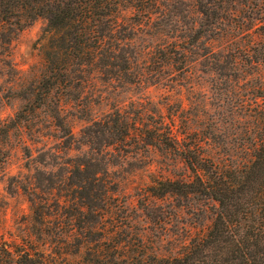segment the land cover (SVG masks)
<instances>
[{
  "label": "trees",
  "instance_id": "obj_1",
  "mask_svg": "<svg viewBox=\"0 0 264 264\" xmlns=\"http://www.w3.org/2000/svg\"><path fill=\"white\" fill-rule=\"evenodd\" d=\"M219 1L216 14L203 7L196 9L202 17L199 27L188 35L187 53L206 36V30H200L203 26L218 20L228 25L229 18L242 14V10L222 8L241 1ZM263 1L255 4L258 9L264 10ZM157 2L0 0V62L6 73L11 69L13 37L35 19L45 21L38 38L42 71L22 95L27 101L23 108L9 122L0 119V142L4 143L13 128H28V114L51 104L54 125L69 134L60 116L61 99L73 96L91 68L107 78H125V40L131 38L121 13L131 10L148 23L157 12ZM256 19L264 25V13ZM257 45L259 49L252 53L244 49L247 56L239 59L231 49L214 51L212 43L195 53L221 80L224 99L203 116H187L184 135L168 123L137 127L139 113L120 108L82 131L81 143L97 152L100 147L124 148L132 139L141 148L173 153L187 175L152 180L132 210H141L155 223L163 222L158 201L175 198L170 214L174 217L178 209L197 200L210 213L202 233L187 235L186 231L179 242L173 238L177 248L173 254L159 253L133 222L127 206L109 202L108 191L99 180V173L107 172L104 163L85 155L72 161V177L54 180L49 176L45 183L38 179L33 187L20 183L18 188L28 196L31 219L24 235L0 241V264H264V39ZM180 56L188 76L197 59L187 55L186 60L184 53ZM192 124L197 128H191ZM233 127L236 130L231 133ZM0 152L5 154L1 148Z\"/></svg>",
  "mask_w": 264,
  "mask_h": 264
},
{
  "label": "rangeland",
  "instance_id": "obj_2",
  "mask_svg": "<svg viewBox=\"0 0 264 264\" xmlns=\"http://www.w3.org/2000/svg\"><path fill=\"white\" fill-rule=\"evenodd\" d=\"M239 1L241 3L228 2L222 8L242 10V14L229 18L228 25L218 20V25L214 22L203 26L200 30H206V36L199 38L198 47L188 53V35L199 27L202 17L196 14V9L203 7L216 14L220 11L219 0H210L209 4L207 0H158L157 12L148 23L131 10L122 11L121 19L128 26L131 38L125 40V78H107L96 69H89L73 96L61 99L60 116L69 134L54 125L49 112L51 104L35 114H28V128H13L4 143L0 142V148L5 151V154L0 152V241L17 239L29 226L30 203L28 196L18 188L20 183L33 187L38 179L45 183L44 179L49 176L54 180L72 177V161L85 155L97 157L104 163L107 172L99 173V180L108 191L109 202L127 206L133 222L143 229L142 233L159 253L176 251L174 237L179 242L186 231L189 235L205 230L210 213L197 200L178 209L174 217L170 214L176 199L168 197L158 201L163 208V222L155 223L141 210H132L137 206L139 193L152 180H175L183 173L187 175L184 164L173 153L153 147L141 148L132 139L124 148L100 147L101 151L97 152L98 149L92 150L81 143L82 131L92 121L120 108L139 113L141 120L137 121V127L142 123H168L174 131L184 135L187 116H203L224 99L221 80L202 64L203 57L195 53L212 43L214 51L231 49L239 59L247 56L244 49L252 53L264 39V25L256 19L264 13L255 5L261 0ZM44 25L45 21L37 18L16 33L10 44L8 73L0 62L1 120L11 121L23 108L27 101L22 95L35 84L42 71L38 38ZM171 51L176 53L170 54ZM181 53L186 54V60L187 55L197 59L188 76L187 68H182ZM191 128H197V124H192ZM235 130L233 127L230 132ZM35 191L38 192V188ZM156 213L159 214V210Z\"/></svg>",
  "mask_w": 264,
  "mask_h": 264
}]
</instances>
